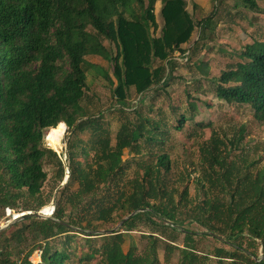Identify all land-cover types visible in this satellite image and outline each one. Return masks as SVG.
<instances>
[{
  "label": "trees",
  "instance_id": "1",
  "mask_svg": "<svg viewBox=\"0 0 264 264\" xmlns=\"http://www.w3.org/2000/svg\"><path fill=\"white\" fill-rule=\"evenodd\" d=\"M158 1L0 0V218L6 207L38 211L48 203L41 198L48 160L58 166L61 180L69 169L54 215H31L0 229V264H35L30 257L37 249L43 250L38 264H71L74 245L80 261L98 258L103 264H167L175 252L178 264H264V166H258L260 159H246L245 169L235 167L231 150L243 140L242 132L238 139L224 140L213 130L203 140L207 166L194 178L202 190L201 199L193 200L188 184L181 191L170 188L166 152L140 162L137 175L120 186L128 167L124 150L142 155L149 144L162 145L166 120L140 112L139 122L126 116L113 142L102 114H89L83 104L92 68L102 71L122 111L130 113L135 109L127 102L132 87L143 93L155 84L168 85L175 51L188 59L190 51L182 45L197 24L186 0H161V35L155 34ZM244 1L258 7L256 0ZM211 18L198 22L201 32ZM89 54L112 60L116 82L87 60ZM240 56L213 80L216 96L250 105L264 125V40L247 44ZM187 119L180 114L174 126L183 129ZM64 122L73 135L67 165L44 143L46 130L51 134ZM87 132L88 139L81 137ZM117 221L127 229L146 221L151 234L144 251L134 246L125 251L122 229L101 232L102 225ZM186 222L207 230H190ZM156 233L173 235L174 242L184 234L182 245L166 243V262L160 259ZM207 236L221 244L213 254L198 248V239ZM56 238L61 241L53 243Z\"/></svg>",
  "mask_w": 264,
  "mask_h": 264
},
{
  "label": "rangeland",
  "instance_id": "2",
  "mask_svg": "<svg viewBox=\"0 0 264 264\" xmlns=\"http://www.w3.org/2000/svg\"><path fill=\"white\" fill-rule=\"evenodd\" d=\"M186 2L187 9L197 25L191 39L182 45L185 51H190L188 59L182 57L178 50L174 53L178 59H174L170 63L168 85L166 83L155 84L143 93H138L132 87L129 90L127 102L129 107H135V109L126 113L122 111L112 86L102 71L92 68L89 71L88 88L83 104L89 114H93L95 117L102 114L101 122L110 130L113 142H115L116 134L122 122L126 120V116L139 122L137 112H140L143 117L166 120L169 128L162 145L149 144L143 149L142 155H135L129 149L124 150L123 158L127 161L128 167L125 177L120 181V186L124 183L127 184L128 180L137 175V172L141 170L140 162L154 159L158 151L166 152L170 156L172 166L168 175L170 188L178 187L181 191L188 184L190 197L193 200H200L202 189L195 183L194 178L206 170L207 165L202 163L201 146L203 140L211 137L213 130L224 140L238 139L241 132L244 134L243 140L236 147L233 146L231 150V159L236 168L245 169L244 161L253 159H260L261 163L258 166H264V125L254 117L250 105L220 100L216 96L215 82L213 81L224 70L235 66L238 61L242 60L240 53L247 44H252L255 40H264V0H256L257 8L250 7L244 0H186ZM162 6L163 2L159 0L155 9L158 23L156 35L162 34L165 23ZM208 16H212L211 21L207 29L201 32L198 22ZM107 44L115 51L111 44ZM86 58L113 76L111 59L100 54H89ZM113 79L116 82L114 76ZM193 102L195 107L192 106ZM175 108L176 113H172ZM183 113L187 115L188 119L183 129L179 130L174 125L178 124L177 119ZM47 131L44 143L51 147L47 140L51 130ZM72 137V132L68 130L67 126L63 149L61 151L54 149L65 165L68 164V141ZM81 137L88 139L90 133H83ZM45 169L48 172V178L44 184L41 198L48 202L45 205L48 206L51 202L56 204L61 188L67 183L65 180L68 174L64 175L61 180L58 166L52 160L46 162ZM253 169L255 170V168ZM77 186L78 184L75 183L73 188H77ZM14 211L21 213L32 210L24 211L19 208ZM186 215L188 213L185 212L183 216ZM118 217L117 219H119ZM3 218L4 216L0 220ZM185 226L198 232L207 230L196 222L192 224L186 222ZM102 227L101 232L108 229H122L121 231L126 236L125 251H128L132 246L140 252L144 251L148 244V236L151 234V229L146 221L140 222L133 229L122 227V221L102 225ZM156 235L160 236L161 240L159 242L160 259L162 262H166V243L182 245L184 234L179 233L176 242L173 241V235L161 233H156ZM82 238L81 235L78 240ZM95 240L96 245L101 244L100 236ZM59 241H61L60 238L52 240L53 243ZM219 245H221L220 242L212 236L198 239V248L203 252L213 254V250ZM72 248L76 251L71 264H103L98 258L91 262L80 261V251L75 248V245ZM69 251L71 252L70 247ZM30 259L34 263L39 262L37 250L33 252ZM178 260L179 253L175 252L167 264H178ZM224 264H232V262L227 261Z\"/></svg>",
  "mask_w": 264,
  "mask_h": 264
},
{
  "label": "built area",
  "instance_id": "3",
  "mask_svg": "<svg viewBox=\"0 0 264 264\" xmlns=\"http://www.w3.org/2000/svg\"><path fill=\"white\" fill-rule=\"evenodd\" d=\"M69 173V169L68 167H66V174ZM51 208L50 210L46 211L44 209V207H42L38 212L41 214V216L43 217H50L52 215H54L55 213V209H56V205L54 204V202H51ZM20 213H15V211L10 208V207H6L5 208V214H4V218L2 220H0V229H3L5 228L12 220L16 219L17 216L19 215ZM42 253H43V250L42 249H37V255L39 257V262H35V264H38L41 262V258H42Z\"/></svg>",
  "mask_w": 264,
  "mask_h": 264
},
{
  "label": "bare ground",
  "instance_id": "4",
  "mask_svg": "<svg viewBox=\"0 0 264 264\" xmlns=\"http://www.w3.org/2000/svg\"><path fill=\"white\" fill-rule=\"evenodd\" d=\"M66 132H67V124L64 122L59 127H57L51 134L48 135L47 140L49 145L53 149L57 151H61L64 146V137L66 135ZM50 208L51 205L44 207L46 211L50 210Z\"/></svg>",
  "mask_w": 264,
  "mask_h": 264
},
{
  "label": "water",
  "instance_id": "5",
  "mask_svg": "<svg viewBox=\"0 0 264 264\" xmlns=\"http://www.w3.org/2000/svg\"><path fill=\"white\" fill-rule=\"evenodd\" d=\"M69 179V175H67L66 177V182L67 180ZM31 215H38V216H41V214L39 212H34V211H26V212H21L16 219L12 220L7 226H9L10 224H12L14 221L18 220V219H24L28 216H31ZM6 226V227H7Z\"/></svg>",
  "mask_w": 264,
  "mask_h": 264
}]
</instances>
